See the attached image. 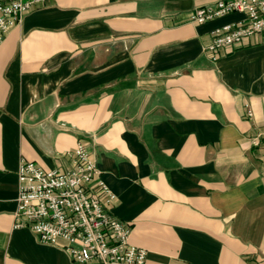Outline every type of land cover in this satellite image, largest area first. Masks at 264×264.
<instances>
[{
    "label": "crops",
    "instance_id": "1",
    "mask_svg": "<svg viewBox=\"0 0 264 264\" xmlns=\"http://www.w3.org/2000/svg\"><path fill=\"white\" fill-rule=\"evenodd\" d=\"M217 0H44L0 44V264H74L14 228L21 159L83 143L144 264H264V39L215 52Z\"/></svg>",
    "mask_w": 264,
    "mask_h": 264
},
{
    "label": "built area",
    "instance_id": "2",
    "mask_svg": "<svg viewBox=\"0 0 264 264\" xmlns=\"http://www.w3.org/2000/svg\"><path fill=\"white\" fill-rule=\"evenodd\" d=\"M40 1L0 0V44ZM232 12L243 19L214 28L208 51L252 35L264 39V0H217L196 7L190 20L200 24ZM67 154L70 170L20 160L13 227H27L40 242L60 247L74 264H144L147 251L129 242L130 226L112 214L116 196L89 150L80 142Z\"/></svg>",
    "mask_w": 264,
    "mask_h": 264
}]
</instances>
